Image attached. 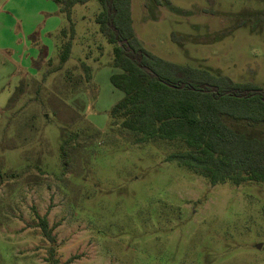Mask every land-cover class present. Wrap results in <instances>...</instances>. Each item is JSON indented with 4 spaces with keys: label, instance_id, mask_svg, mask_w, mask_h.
Here are the masks:
<instances>
[{
    "label": "rangeland",
    "instance_id": "obj_1",
    "mask_svg": "<svg viewBox=\"0 0 264 264\" xmlns=\"http://www.w3.org/2000/svg\"><path fill=\"white\" fill-rule=\"evenodd\" d=\"M59 9L0 0V264H49L51 247L69 264H264V184L211 186L165 160L176 142L136 144L110 127L122 93L99 5L72 7L61 65ZM130 12L152 55L264 88V0H130ZM229 124L264 137V125Z\"/></svg>",
    "mask_w": 264,
    "mask_h": 264
},
{
    "label": "trees",
    "instance_id": "obj_2",
    "mask_svg": "<svg viewBox=\"0 0 264 264\" xmlns=\"http://www.w3.org/2000/svg\"><path fill=\"white\" fill-rule=\"evenodd\" d=\"M54 1L69 22V39L61 45L60 65L69 58L74 36L72 7L90 1L99 5L94 23L112 45L111 64L117 70L109 76V82L122 93L109 112L110 127L117 126L136 144L176 142L178 148L165 160L204 178L211 186L225 182L235 186L245 182L264 184V137H251L229 124L264 125V88L152 55L134 35L130 0ZM240 20L232 29L245 25L244 18ZM250 30L255 32L254 27ZM66 33V29L61 31L62 38ZM172 39L176 40L174 34ZM84 69L89 71L88 67ZM75 136L72 132L61 139V152ZM38 223L43 237L53 244L45 219ZM53 253L49 248V264H69L76 258L59 263Z\"/></svg>",
    "mask_w": 264,
    "mask_h": 264
},
{
    "label": "water",
    "instance_id": "obj_3",
    "mask_svg": "<svg viewBox=\"0 0 264 264\" xmlns=\"http://www.w3.org/2000/svg\"><path fill=\"white\" fill-rule=\"evenodd\" d=\"M146 71H147L148 73H150V70L146 69Z\"/></svg>",
    "mask_w": 264,
    "mask_h": 264
}]
</instances>
